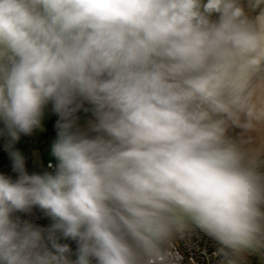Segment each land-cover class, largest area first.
I'll list each match as a JSON object with an SVG mask.
<instances>
[{
	"label": "clouds",
	"instance_id": "1",
	"mask_svg": "<svg viewBox=\"0 0 264 264\" xmlns=\"http://www.w3.org/2000/svg\"><path fill=\"white\" fill-rule=\"evenodd\" d=\"M49 104L29 174L13 145ZM0 124V264H164L191 226L264 264V143L229 135L264 129V0H0Z\"/></svg>",
	"mask_w": 264,
	"mask_h": 264
},
{
	"label": "built area",
	"instance_id": "2",
	"mask_svg": "<svg viewBox=\"0 0 264 264\" xmlns=\"http://www.w3.org/2000/svg\"><path fill=\"white\" fill-rule=\"evenodd\" d=\"M48 106L51 105L49 104ZM87 107L88 105L85 104L84 108ZM87 113L89 112L81 109L77 115L80 119ZM57 119V115L52 112L46 127L55 129ZM18 143V147L22 148V152L20 153L24 157L25 168L29 174L42 173L44 171L51 172L53 170L52 166L56 164V161L47 159L40 164L34 162L32 151L37 147L38 138L34 137L33 133L31 135L21 134ZM0 174H4L13 180L18 176V173L13 171V161L7 152L0 154ZM16 215L20 216L22 220H27L39 227L47 228L51 223L50 218L46 217L44 212L38 207H34L30 213H16ZM60 243H68L75 250L76 245L70 240H61ZM219 249L220 246L214 239L195 226H191L178 231L170 239L165 257L161 259L164 261V264H223L224 256Z\"/></svg>",
	"mask_w": 264,
	"mask_h": 264
},
{
	"label": "rangeland",
	"instance_id": "3",
	"mask_svg": "<svg viewBox=\"0 0 264 264\" xmlns=\"http://www.w3.org/2000/svg\"><path fill=\"white\" fill-rule=\"evenodd\" d=\"M51 115H52L51 106H48L45 109V115L42 120V126L33 131L34 137L38 138L37 147L34 148L32 151L34 162L36 164H40L47 159L55 161V159L51 156V144L56 137V133L54 134L50 133L48 135L45 133L46 126L48 121L50 120ZM90 118H91L90 112L83 115L78 121L79 125L81 127H85L87 121ZM15 144L19 145L18 141L15 142ZM13 150L22 152L21 147L13 148ZM247 260L249 261V264H251V261L253 262V264H261V261L257 255H249L247 256Z\"/></svg>",
	"mask_w": 264,
	"mask_h": 264
},
{
	"label": "crops",
	"instance_id": "4",
	"mask_svg": "<svg viewBox=\"0 0 264 264\" xmlns=\"http://www.w3.org/2000/svg\"><path fill=\"white\" fill-rule=\"evenodd\" d=\"M246 2V0H245ZM2 124H0V127ZM240 129L239 128H233L229 130V135L237 138L238 140H241L244 142V146L248 148H257L260 147L262 143H264V129H262L260 132L257 133H251L245 136L240 135ZM7 140L5 137H0V152L5 151L8 153V151L5 149V144ZM18 147L17 144L14 143L13 148ZM3 153V152H1Z\"/></svg>",
	"mask_w": 264,
	"mask_h": 264
},
{
	"label": "trees",
	"instance_id": "5",
	"mask_svg": "<svg viewBox=\"0 0 264 264\" xmlns=\"http://www.w3.org/2000/svg\"><path fill=\"white\" fill-rule=\"evenodd\" d=\"M54 129H51L50 127H46V134L48 135V134H50V133H52V131H53ZM1 152H5V151H1ZM1 152H0V154H1ZM252 262V261H251Z\"/></svg>",
	"mask_w": 264,
	"mask_h": 264
},
{
	"label": "water",
	"instance_id": "6",
	"mask_svg": "<svg viewBox=\"0 0 264 264\" xmlns=\"http://www.w3.org/2000/svg\"><path fill=\"white\" fill-rule=\"evenodd\" d=\"M54 133H56V129H54V130L52 131V134H54Z\"/></svg>",
	"mask_w": 264,
	"mask_h": 264
}]
</instances>
